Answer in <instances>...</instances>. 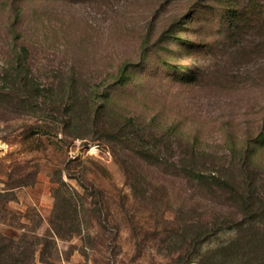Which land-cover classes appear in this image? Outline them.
I'll return each mask as SVG.
<instances>
[{
	"label": "rangeland",
	"instance_id": "obj_1",
	"mask_svg": "<svg viewBox=\"0 0 264 264\" xmlns=\"http://www.w3.org/2000/svg\"><path fill=\"white\" fill-rule=\"evenodd\" d=\"M230 10L223 0H0V70L26 45L43 84L76 78L97 107L135 122L115 145L89 125L88 139L47 133L40 124L61 127L43 113L0 106V233L37 223L46 233L65 181L85 223L58 239L60 264H177L190 252L176 241L178 211L195 194L173 165L158 167L156 147L189 159L198 136L227 168L249 146L264 183V35L233 37Z\"/></svg>",
	"mask_w": 264,
	"mask_h": 264
},
{
	"label": "trees",
	"instance_id": "obj_2",
	"mask_svg": "<svg viewBox=\"0 0 264 264\" xmlns=\"http://www.w3.org/2000/svg\"><path fill=\"white\" fill-rule=\"evenodd\" d=\"M223 1L231 8L229 29L233 37L242 30H256L264 35V0ZM29 55V47L22 46L1 68L0 106L43 113L42 116H47L46 121L61 127L53 128L42 122L39 127L47 133L62 131L65 135L88 139L81 130L89 125V129L101 132L115 145L122 142L120 138L128 127L135 126L132 118L124 119L123 114L112 111L107 104L97 107L94 92L73 85L76 78L70 80L71 86H68L70 83L43 84L28 62ZM195 139L189 159L178 156L170 161L162 154L161 146L151 154L158 167L173 165L178 171L176 175L187 180L194 189L192 206L187 212L183 206L178 211L176 241H184L183 248H189L190 252L185 257L180 256L177 264H264V183L258 179L252 165L251 154H248L250 147L236 151L241 155L240 159H234L223 168L216 160H208L215 155L201 148L198 136ZM147 144L149 142L142 140L137 145L136 154L140 160L146 159ZM236 152L233 149L232 154L235 156ZM58 183L60 186L56 190L64 206L58 207V213L50 218L47 232L40 234V223H37L19 237L0 233V264H60L58 239L69 240L80 234L85 220L80 216L79 193L73 190L65 195L63 188H68V184L65 181ZM228 230L235 234L216 241Z\"/></svg>",
	"mask_w": 264,
	"mask_h": 264
},
{
	"label": "bare ground",
	"instance_id": "obj_3",
	"mask_svg": "<svg viewBox=\"0 0 264 264\" xmlns=\"http://www.w3.org/2000/svg\"><path fill=\"white\" fill-rule=\"evenodd\" d=\"M3 149V146H2V144L0 143V150H2Z\"/></svg>",
	"mask_w": 264,
	"mask_h": 264
}]
</instances>
